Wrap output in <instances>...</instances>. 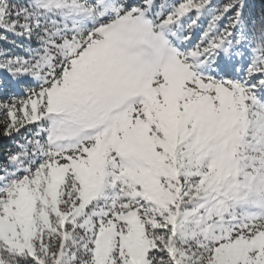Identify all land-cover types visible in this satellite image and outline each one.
<instances>
[{
    "label": "snow or ice",
    "instance_id": "6c2138e0",
    "mask_svg": "<svg viewBox=\"0 0 264 264\" xmlns=\"http://www.w3.org/2000/svg\"><path fill=\"white\" fill-rule=\"evenodd\" d=\"M0 264H264V0H0Z\"/></svg>",
    "mask_w": 264,
    "mask_h": 264
}]
</instances>
